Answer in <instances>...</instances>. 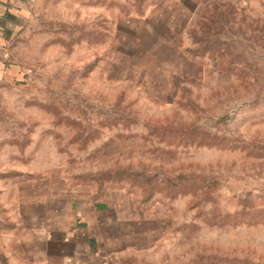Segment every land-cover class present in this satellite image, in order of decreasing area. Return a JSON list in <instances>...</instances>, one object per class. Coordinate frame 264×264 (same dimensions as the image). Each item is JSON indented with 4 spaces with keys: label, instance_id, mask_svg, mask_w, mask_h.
Here are the masks:
<instances>
[{
    "label": "rangeland",
    "instance_id": "1",
    "mask_svg": "<svg viewBox=\"0 0 264 264\" xmlns=\"http://www.w3.org/2000/svg\"><path fill=\"white\" fill-rule=\"evenodd\" d=\"M15 9L0 264L15 231L81 205L101 211L108 264H264V0Z\"/></svg>",
    "mask_w": 264,
    "mask_h": 264
},
{
    "label": "crops",
    "instance_id": "2",
    "mask_svg": "<svg viewBox=\"0 0 264 264\" xmlns=\"http://www.w3.org/2000/svg\"><path fill=\"white\" fill-rule=\"evenodd\" d=\"M27 1L0 0V15L9 16L16 12V6L22 9ZM3 22L0 26V78L8 61L9 32L15 27L9 18H4ZM73 210L74 215L64 216L59 222L49 220L36 232L15 231L20 234L12 236L15 243L5 249L8 264H108L109 248L100 230L103 227L100 209L81 205Z\"/></svg>",
    "mask_w": 264,
    "mask_h": 264
}]
</instances>
